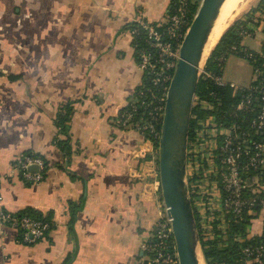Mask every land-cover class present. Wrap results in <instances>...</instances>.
I'll return each mask as SVG.
<instances>
[{
  "label": "crops",
  "instance_id": "1",
  "mask_svg": "<svg viewBox=\"0 0 264 264\" xmlns=\"http://www.w3.org/2000/svg\"><path fill=\"white\" fill-rule=\"evenodd\" d=\"M173 3L0 0V206L10 213L52 212L54 221L30 245L3 225L0 264H140L146 258L143 245L152 241L163 209L138 175L153 151L137 157L141 136L113 119L142 80L129 24H165ZM68 102L65 155L56 143L65 135L55 115ZM23 155L47 164L40 181L10 172ZM200 193L192 188L193 204ZM258 216L249 236L262 231L264 211Z\"/></svg>",
  "mask_w": 264,
  "mask_h": 264
},
{
  "label": "built area",
  "instance_id": "2",
  "mask_svg": "<svg viewBox=\"0 0 264 264\" xmlns=\"http://www.w3.org/2000/svg\"><path fill=\"white\" fill-rule=\"evenodd\" d=\"M191 3L192 1L189 0H176L162 30H158L145 21L137 20V23L145 29L144 41L148 45V48L140 50L138 66L142 71L151 75L152 86L144 90L141 89L137 99H133L129 108L115 117L113 123L124 128L133 127L141 133L148 132L135 154L143 159L152 153L153 142L157 141L158 143L167 88L175 69L182 39L195 14L191 16ZM258 29L260 28L256 24L248 23L244 29L239 31V35L251 36ZM263 43L264 39L261 41L260 49L252 51L255 55L252 52L246 53L252 59L251 67L254 74L247 85L226 82L221 75L205 71V64L200 71V75L204 74L214 84H229L239 93L240 99L231 105L227 113L233 115L240 113L243 120V125L240 122H234L227 126L216 122L212 116L198 119L195 135L187 141L186 182L187 186L189 183L192 188L201 192L198 200L201 198L202 200L199 203L194 202L193 206L200 214L201 225L211 238L213 237V226L223 229L228 223L229 220L226 221L224 215L231 214L238 219L242 217L243 212L255 215L256 211L253 206L257 204L264 211ZM238 50L236 46L231 47V51ZM258 57L261 58L260 65ZM196 102L195 95L193 105ZM138 106H141L142 110L150 117L148 121H143L141 118L132 122L133 113ZM157 123H159V129L156 128ZM219 138L220 142H218ZM198 148L201 151L205 149V152H209L208 157L202 156L200 151L197 152ZM195 154H197V158H195ZM31 165L37 167V172L28 170ZM155 168L157 169L154 189H158L160 192L158 167L155 166ZM43 169L42 158L23 155L15 159L10 172L33 183L42 179L41 171ZM189 177L194 178L189 180ZM207 185L209 188L206 187ZM247 190L250 191L248 196L245 195ZM158 198L162 202L161 194ZM162 208L161 216L153 228L152 241L143 245L146 258L142 264H178L170 219L166 215L164 204H162ZM213 210L219 212L215 216L218 220V223L215 224L209 214V211ZM3 225L18 229L19 241L24 243L33 242L49 228V224L45 221L35 220L28 216L18 218L12 213L4 211L0 206V228ZM240 240L243 241L244 238H240ZM263 257L264 242L248 244L241 249V264H264Z\"/></svg>",
  "mask_w": 264,
  "mask_h": 264
},
{
  "label": "trees",
  "instance_id": "3",
  "mask_svg": "<svg viewBox=\"0 0 264 264\" xmlns=\"http://www.w3.org/2000/svg\"><path fill=\"white\" fill-rule=\"evenodd\" d=\"M173 3V7L174 4ZM192 1L191 3V16L196 12V9L199 5V0H189ZM173 7L169 10V13H171ZM256 12H259L264 14V0H260L257 4L254 12L252 11V15H249L248 17H245L243 19H237L234 21L230 27L221 35L216 45L212 48L210 51V54L208 55L204 70L221 75L220 67L223 64L224 60L226 59L227 55L229 53H233L236 55H239L243 58H246L250 64H252V59L246 55L247 52H252L248 49H239V42H240V36L239 31L244 29L248 23L256 24L257 27L262 26V29L264 30V15L262 17H257ZM168 13V15H169ZM253 16V17H251ZM255 16V17H254ZM167 21V20H166ZM149 25L155 26L158 30L164 29L166 24L162 25H154L146 22ZM129 31L132 35V44L134 48V53L137 59V63L139 62V54L140 50L142 48H148V45L144 41V35H145V29L142 28L137 23V20L133 21L131 24H129ZM236 46L239 50L238 51H231V47ZM262 49H264V43L262 44ZM253 53V52H252ZM254 54V53H253ZM255 55V54H254ZM258 64H261V58H257ZM152 77L148 73L144 72L142 73V80L141 83L135 88L134 93L132 94L131 98L123 107L117 116L122 113L124 110L128 109L130 106V103L133 99H137L138 92L142 89L144 90L147 87H151ZM197 102L193 105L191 109V118L189 122V131H188V139H192L195 135V127L197 126V120L198 119H206L209 116H212L216 122H221L224 125H230L234 122H240L243 125V120L241 119V114L237 113L236 115L227 113L231 105L234 103H237L240 99L239 93H237L229 84L225 85H216L213 83V81L205 77L204 74H201L199 76L197 87H196V93ZM144 97V96H143ZM72 103L68 102L63 106V109L59 110L58 113L55 115V125L58 131L61 134L65 135L64 139H57L56 143L60 150L65 154L68 155L70 153V145L68 142L67 135V122L69 121L70 115L72 113ZM116 116V117H117ZM134 119L132 122H136L140 120L141 118L143 121H148L150 117L146 114L145 111L142 110L141 106H138L136 110L133 113ZM120 129H127L124 127H121L120 125H115ZM133 130H136L133 127H130ZM156 128L159 129V123H157ZM136 132L139 133L141 136V141L143 142L145 140V137L147 136L148 132L145 131L144 133L139 132L136 130ZM220 142V138L219 141ZM153 151L155 153V158H151V156L148 157V161L151 163L154 162L155 166L157 167V161L156 156L158 155V143L157 141L153 142ZM36 156V155H33ZM47 164L44 163V169L42 172V178L44 177V174L47 170ZM194 178V177H193ZM192 178V179H193ZM189 179V180H192ZM189 182V181H188ZM188 192L190 196L192 211H193V217L195 220V226L197 231L198 240L200 243L201 252L204 259V264H241L240 258H241V249L248 245V244H254L259 242H264V221L262 222V231L258 233L257 235L249 236L248 234V228L250 227L251 223L255 220V218L259 217L258 215H261L263 213L262 209L260 208L259 204L253 206V209L256 211L255 215L247 214L246 212H243V215L241 218H235L231 214L224 215V218L229 220L228 223H226V226L221 229L217 228L216 226H213L212 228V238L209 236V233L206 232L205 228L201 225V219L200 214L197 212V210L194 208L192 203V186L188 183ZM250 191L247 190L245 192V195H249ZM51 213L49 212L46 215H42L38 212H35L34 210H25V211H19L16 213H12L15 217L21 218L23 216H28L35 220H41L45 221L49 224V228L42 234L41 237L35 239L33 242L30 243H24L22 241H19L25 245H30L41 238H43L47 232L51 230V228L54 226V221L51 219ZM216 213V211H215ZM214 213V214H215ZM218 215V213H217ZM208 216V214H207ZM211 216V215H210ZM218 223V220L216 222H213V224ZM11 227V226H8ZM17 231V238L20 240L19 237V230ZM240 238H244L243 241L240 240ZM264 261V257H263ZM143 261H141L140 264H142Z\"/></svg>",
  "mask_w": 264,
  "mask_h": 264
},
{
  "label": "water",
  "instance_id": "4",
  "mask_svg": "<svg viewBox=\"0 0 264 264\" xmlns=\"http://www.w3.org/2000/svg\"><path fill=\"white\" fill-rule=\"evenodd\" d=\"M224 0H200L179 47L169 82L158 139V178L165 212L170 219L178 264H199L194 252L195 220L186 182V147L204 42ZM206 62V61H205ZM31 172L37 167L31 165ZM201 251V248H200ZM201 263L204 264L201 252Z\"/></svg>",
  "mask_w": 264,
  "mask_h": 264
},
{
  "label": "rangeland",
  "instance_id": "5",
  "mask_svg": "<svg viewBox=\"0 0 264 264\" xmlns=\"http://www.w3.org/2000/svg\"><path fill=\"white\" fill-rule=\"evenodd\" d=\"M259 1L260 0H245L243 3L244 5L242 6L240 12L233 19L230 20L226 30L237 19H243L245 17H248L249 15H252V11L254 12ZM256 15H257V17H262L263 14L262 13L259 14V12H256ZM251 17H253V16H251ZM259 28L260 29L253 32L251 36L240 37V42L238 45L239 49L242 48V49H248L251 51H258L260 49L261 41L264 39V30L262 29V26H259ZM204 64L200 68L199 71H201L203 69ZM220 72H221L222 78L226 82H233V83L242 84V85H247L249 83L250 79H252L254 77L250 62L246 58H243V57L236 55V54H233V53H229L227 55L226 59L224 60L223 64L220 67ZM138 147H139V145H138ZM138 147H137V149H138ZM137 149H136V151H137ZM136 151H135V154H136ZM198 151L201 152L200 154L202 156L205 155L206 157H208L209 152H205V149H204V151H201L198 148L197 152ZM202 156H200V157H202ZM137 157H139V156L137 155ZM153 158H155V153H153ZM195 158H197V154H195ZM156 159H158V155L156 156ZM145 165L146 166H143L139 175L142 174L143 180H145L144 183L147 185H151V189L153 191L156 190L155 192L159 196L160 192L158 191V189L152 188V186L154 187V181L156 179L155 173H156L157 168H155L154 163H150V164L145 163ZM139 177H141V175ZM206 187L209 188V185H207ZM144 189L146 192H148V190L150 188L149 189L144 188ZM158 199L160 201V198H158ZM201 200H202V198L200 200H196L195 202L199 203ZM215 211H216V213H215ZM217 213H219L218 210L209 211V214L212 216L213 222L217 221L215 218Z\"/></svg>",
  "mask_w": 264,
  "mask_h": 264
},
{
  "label": "bare ground",
  "instance_id": "6",
  "mask_svg": "<svg viewBox=\"0 0 264 264\" xmlns=\"http://www.w3.org/2000/svg\"><path fill=\"white\" fill-rule=\"evenodd\" d=\"M244 1L245 0H224L217 14L215 22L213 23V26L211 27L209 34L204 42L201 56L198 62V68H201L203 66L208 57V54L216 45L223 32L226 30L230 20L240 12L242 6L244 5ZM194 252L197 261L199 262V264H202L201 251L197 240H195L194 242Z\"/></svg>",
  "mask_w": 264,
  "mask_h": 264
}]
</instances>
